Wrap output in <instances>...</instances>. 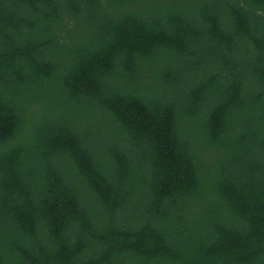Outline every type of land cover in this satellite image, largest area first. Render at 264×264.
Wrapping results in <instances>:
<instances>
[{
  "label": "trees",
  "instance_id": "16d2710c",
  "mask_svg": "<svg viewBox=\"0 0 264 264\" xmlns=\"http://www.w3.org/2000/svg\"><path fill=\"white\" fill-rule=\"evenodd\" d=\"M0 264H264V0H0Z\"/></svg>",
  "mask_w": 264,
  "mask_h": 264
}]
</instances>
